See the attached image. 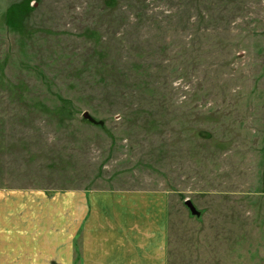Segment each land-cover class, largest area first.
Here are the masks:
<instances>
[{"label":"rangeland","instance_id":"rangeland-1","mask_svg":"<svg viewBox=\"0 0 264 264\" xmlns=\"http://www.w3.org/2000/svg\"><path fill=\"white\" fill-rule=\"evenodd\" d=\"M93 190L167 193L166 264H264V0H0L3 219Z\"/></svg>","mask_w":264,"mask_h":264},{"label":"crops","instance_id":"crops-1","mask_svg":"<svg viewBox=\"0 0 264 264\" xmlns=\"http://www.w3.org/2000/svg\"><path fill=\"white\" fill-rule=\"evenodd\" d=\"M167 205L162 190L33 192L27 253L0 211V264H166Z\"/></svg>","mask_w":264,"mask_h":264},{"label":"water","instance_id":"water-1","mask_svg":"<svg viewBox=\"0 0 264 264\" xmlns=\"http://www.w3.org/2000/svg\"><path fill=\"white\" fill-rule=\"evenodd\" d=\"M83 118L92 124L100 125V126L104 125V121L96 120L89 112H85L83 114ZM186 206L188 207V209L190 210L193 216L201 217V212L196 208V206L191 200L186 201Z\"/></svg>","mask_w":264,"mask_h":264}]
</instances>
